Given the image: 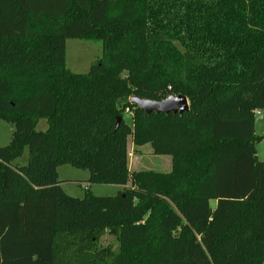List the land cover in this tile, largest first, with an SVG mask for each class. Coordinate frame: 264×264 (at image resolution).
<instances>
[{
	"label": "trees",
	"instance_id": "16d2710c",
	"mask_svg": "<svg viewBox=\"0 0 264 264\" xmlns=\"http://www.w3.org/2000/svg\"><path fill=\"white\" fill-rule=\"evenodd\" d=\"M69 39L101 44L88 73L67 68ZM169 95L189 111L130 103ZM259 111L264 0H0V121L15 128L0 147V264H106L96 244L112 230L111 264H264ZM130 139L171 170L131 172ZM64 165L123 190L72 197Z\"/></svg>",
	"mask_w": 264,
	"mask_h": 264
},
{
	"label": "rangeland",
	"instance_id": "374dc122",
	"mask_svg": "<svg viewBox=\"0 0 264 264\" xmlns=\"http://www.w3.org/2000/svg\"><path fill=\"white\" fill-rule=\"evenodd\" d=\"M103 56L102 46L97 42H90L79 39H69L66 42V65L67 68L78 74H86L89 72L92 64L100 60ZM260 115H256L255 129L258 136H264V111H259ZM124 121L132 125V112L124 111ZM38 131H45L47 129L46 120H40L37 126ZM14 125L12 123L0 121V147L10 144L14 134ZM243 130L238 128V132ZM129 148L131 156L129 158V168L131 172L138 170H148L155 172L167 173L171 169H165V162L171 158L169 156H157L153 154L152 146L147 144L139 147L137 158L136 153L132 151V142L129 140ZM255 152L258 160L264 162V141L255 145ZM152 153V154H151ZM29 152L26 148L22 157L15 161L16 165L25 166L28 164ZM167 163V162H166ZM168 165V164H167ZM59 179L63 181L62 189L68 195L76 198H83L86 194H91L98 197H112L119 192V187L113 185H99L91 184L89 191L86 187L80 185L78 182L84 183L89 179V172L85 170L76 169L70 165L60 166L58 168ZM212 207L216 206L214 201L211 202ZM96 247L100 250L102 261L106 264H111L113 259L120 253V244L113 236L112 232H107L98 241Z\"/></svg>",
	"mask_w": 264,
	"mask_h": 264
},
{
	"label": "water",
	"instance_id": "95a60500",
	"mask_svg": "<svg viewBox=\"0 0 264 264\" xmlns=\"http://www.w3.org/2000/svg\"><path fill=\"white\" fill-rule=\"evenodd\" d=\"M130 103L141 109L145 115L156 113L166 115L179 114L182 116L190 109L188 99L182 95H169L167 99L159 102L132 97ZM122 119V117L118 118L115 130L119 128ZM111 232L114 233V230Z\"/></svg>",
	"mask_w": 264,
	"mask_h": 264
},
{
	"label": "crops",
	"instance_id": "0c3cea01",
	"mask_svg": "<svg viewBox=\"0 0 264 264\" xmlns=\"http://www.w3.org/2000/svg\"><path fill=\"white\" fill-rule=\"evenodd\" d=\"M254 131H255V135H257L256 134V129H255V127H254ZM258 136V135H257ZM130 145V144H129ZM130 147V146H129ZM143 147V146H142ZM138 148L139 147H136V146H134L133 144H132V151H133V153H136V155H135V158H137L136 156H138V153H141L139 150H138ZM152 154V153H151ZM130 156H131V151H130V148H129V158H130ZM257 156V155H256ZM258 158V157H257ZM167 162V163H166ZM164 164H165V167H167V168H165V169H171V164L169 163L170 161H169V159H167V161H166ZM168 164V165H167ZM130 169V168H129ZM131 170V169H130ZM139 171V170H138ZM80 185H82V186H84V187H87V190H89L90 189V183H87V181H85L84 183H82L81 182V184ZM119 191H122L123 190V188L122 187H119Z\"/></svg>",
	"mask_w": 264,
	"mask_h": 264
},
{
	"label": "built area",
	"instance_id": "2783aa9c",
	"mask_svg": "<svg viewBox=\"0 0 264 264\" xmlns=\"http://www.w3.org/2000/svg\"><path fill=\"white\" fill-rule=\"evenodd\" d=\"M256 115H260V112H256ZM86 190H87V187H86Z\"/></svg>",
	"mask_w": 264,
	"mask_h": 264
}]
</instances>
